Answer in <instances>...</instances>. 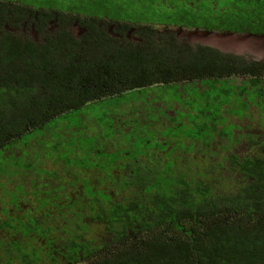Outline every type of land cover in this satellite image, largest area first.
Masks as SVG:
<instances>
[{
  "label": "flooded vegetation",
  "instance_id": "1",
  "mask_svg": "<svg viewBox=\"0 0 264 264\" xmlns=\"http://www.w3.org/2000/svg\"><path fill=\"white\" fill-rule=\"evenodd\" d=\"M98 1L100 2L98 5L104 8L103 13L76 11L71 7L68 9L52 8L49 4H42L40 0H0V56L1 60H4L0 65V106L2 116L6 115L5 119H9L1 126L6 128L1 148L9 145L10 141L15 142L22 137L23 133L18 134L14 131V123L11 119L17 120L18 118L25 128L37 125L45 127L48 126L46 124L61 118L66 112L80 111L82 114L84 113L75 107L65 111L60 108L46 110L44 105L33 104L35 93H44L46 90L45 88L36 89L32 87L33 81H26L33 77L32 73L30 77H25L29 73V69H38V64L42 61L37 56H33L34 53L42 56L50 55L48 60L52 65V54L57 55L62 50L64 54L72 53L70 48L84 50L94 48L96 56L101 61L108 55L112 58L116 55L119 57L118 62L122 64L132 58L138 59L135 57L136 55H142V59L149 63V56L154 54L155 46L160 47L167 42L170 47L177 44L190 49L184 53L186 62L196 65L199 73L197 77L193 76L194 78L191 79L187 77L186 80H181L176 84L175 91L178 92V100L170 101L168 104L172 105L168 109L167 105L163 104L165 110H159L163 105L153 102L152 95L146 115L151 113L154 118L149 121L150 126L147 128L149 134L145 136L146 144L144 147L141 144L139 148H135L132 151L135 156L129 157L127 161L125 160L127 155L117 154L116 157L117 151L124 152L125 144L115 147L112 144L108 145L107 142L103 146L94 142L90 144V148L86 147L85 150L81 148L78 151L82 144L73 142L72 146L75 149L72 153L67 152L62 146L59 150L54 149L53 152L50 150L43 154L44 162L39 165L43 172L34 173L45 181L48 178V186L39 188L28 173L25 174L26 176L19 175L20 181L30 179L24 183L16 181L18 187L16 188L17 197L14 207L16 204L19 206L13 208L12 212L22 222L27 215L31 223L21 233L12 232L10 236L15 243L17 240L19 241L20 250L15 255L35 257L33 264H84L86 251L102 253L109 244L107 241L111 239L119 241L117 233L113 231L117 225L110 223L111 220L107 213L104 212L102 216L98 214V204L101 200L95 197L96 195L90 198L88 194L83 193L80 182V178L85 179L91 190L97 189L100 185L106 186L107 183L100 184L103 182L101 180L103 166L101 167V165L105 162L104 169H107L111 164L112 174L116 178L114 187L110 191L111 194L125 196L114 193L113 189L116 186L121 188V185H135L136 190L127 197H137L136 194L139 195L145 191L148 176H154L161 170H167L169 163L178 168L176 165L178 161L186 162L187 154L184 155L186 151H192L191 157H195V152L199 154L204 160L200 162H203V168L208 172L218 169V165L224 163L229 165L228 169H232V167L237 168L241 165L245 159L246 161L252 159L253 161L257 159L260 162L264 161V108L261 106L264 105V96H261V92L264 91V58L256 59L250 55L235 56L232 54V56L226 57H221V55L212 57L205 54L207 48H215L201 42L191 43L187 41L184 34L189 29L219 31L215 29L218 27L211 23H208L207 26H198L193 22H190L191 24L182 22V18H178L185 17V13L181 9L177 10L178 19H175V24H172V22H153L146 19L145 14L151 10L139 11L142 8L143 0ZM201 1L203 0H180L182 4L189 5L193 10L200 8ZM211 4L214 13L218 15L216 17L224 19L223 17L228 16V11L224 13L226 8L218 7L217 3L212 0ZM172 7L170 5V8ZM135 12L138 13L134 16ZM237 31L243 33L242 31L246 30L241 28ZM14 41L17 43L15 46L24 53L25 58L20 55L19 51L7 49L8 43L13 44ZM29 48L33 50L28 51ZM215 50L218 51V49ZM215 62H218L217 65L223 64V66H215ZM44 64L45 61L41 67ZM50 67L53 68V66ZM213 70L215 72H212ZM14 71L20 74H14ZM22 80H25L23 83L29 84L31 88H16L15 86ZM156 86L153 85V87ZM214 86L223 87L219 93L223 98H226V103L216 104L212 110L203 108L194 111L189 108L191 103L189 98L201 99L204 105H208L210 90H213ZM129 90L120 92L107 90L101 93L97 100L86 102L85 106H88V110L91 112L95 102L96 105H103L108 98L119 97ZM188 91H193L195 96L191 97ZM148 94L151 92H147L143 98ZM214 101L219 103L220 100L214 98ZM119 108L116 106L117 110ZM111 110L112 108L108 109L109 112ZM36 111L42 113L46 111L49 116L45 115L40 118L39 123H35ZM56 111L60 112L56 113ZM136 115L137 113L135 114L137 118ZM94 118L96 119L95 116ZM94 118L92 117L93 121L98 123V120L96 119V121ZM60 120H57L56 127L59 132H64L63 136L67 129L75 130L76 126H80V123L70 124V120L66 118L63 119L65 121L63 127ZM158 120L162 125L171 126L170 128L173 129L170 130L185 127L195 131L196 125H201V138L180 135V141L186 147L185 150L178 144L175 135L171 134V136L165 137L160 132L163 127H157ZM93 121L90 119L86 124L99 131L101 125L96 128ZM128 122L131 124L132 121ZM128 122L123 121L121 126L123 127ZM111 123L115 124V120L113 119ZM142 125L145 124L142 122L141 127ZM53 141L58 142L56 146H60L61 142L57 137H54ZM198 143L200 147L197 149ZM37 144V142H32L29 147H25V150L29 151V148H33ZM107 148L113 149L105 153ZM137 149L143 151L139 154ZM90 150L95 152H90ZM82 153L90 154L92 157L97 156L93 160L100 170L95 167L91 168V171L81 169L80 172V168L71 164L72 162L65 163L70 159L76 161V157L82 158ZM111 153L114 154L113 158H111ZM102 155L105 159H100ZM24 160L27 161V157H24ZM57 164L63 166L64 171H68L69 174L77 178L79 188L75 187L73 180L61 177L59 173L61 169L59 172L56 171ZM92 172L97 175L91 174ZM20 173L22 172H18V174ZM88 174V178L83 177ZM136 183L142 184V186ZM36 191H45V193L51 191V198L55 204L51 207L37 209L45 197V193L39 192L40 195L36 194L40 196L39 199L33 200V194ZM100 206V210L106 209L101 203ZM97 215L103 217L102 220H97ZM161 237L160 232L157 231L134 235V239L141 244V249L154 248ZM11 240H9V244ZM16 258L21 261L19 257ZM93 264H98V262L95 261Z\"/></svg>",
  "mask_w": 264,
  "mask_h": 264
},
{
  "label": "trees",
  "instance_id": "2",
  "mask_svg": "<svg viewBox=\"0 0 264 264\" xmlns=\"http://www.w3.org/2000/svg\"><path fill=\"white\" fill-rule=\"evenodd\" d=\"M225 11H228V16L237 20V30L254 28L262 30L258 32H264V0H232L231 6L224 9V13ZM15 45H17L16 41L13 44L8 43L7 49L19 51L20 55L25 58L22 50ZM32 50V48L28 49V51ZM186 50L190 49L177 44L170 47L166 42L160 47L155 46L154 54L149 56V63L142 59V55H136L138 59L132 58L122 64L118 62L119 57L116 55L114 58L108 55L102 61L99 60L94 48L85 50L70 48L72 53L64 54L62 50L57 55L52 54L53 65L48 60L50 55L33 54L42 61L38 64V69H29L25 77H30L32 73L33 77L26 81H33L32 87L36 89H46L44 93H35L33 103L44 105L46 110L60 108L65 111L71 107L82 110L86 102L97 100L101 93L107 90L110 92L130 90L119 96L120 98L127 97L124 103H118V96H115L105 100L103 105H96V102L92 105L91 116L93 118L97 115L102 117L98 121L94 119L99 125H106L103 139L100 136L101 128L93 136H87L85 134L87 131H84L86 127L80 125L76 126L75 130H71V134L65 133L70 139L65 141L64 132H59L56 127L58 121L67 118L77 125L74 121L75 113L66 112L61 118H57L58 121L55 119V122L48 123L45 127L37 125L25 128L18 118L17 120L10 118L14 123V131L23 134L17 141H10L9 145L1 148L5 138L3 133L6 132V128L1 126L9 119H5L6 115L2 116L0 106L1 264H33L35 259L28 255H25L26 257L16 256V252L20 250L19 241L15 243L10 236L12 232L21 233L23 227L31 223L27 215L22 222L12 212L13 208L19 206L16 204L14 207L17 182L24 183L30 179L20 181L19 175L26 176L25 174L28 173L39 188L49 185L48 178L45 181L34 173L42 171L39 165L43 161L25 150V147H29L32 142H37L46 145L48 152L50 150L53 152L54 149L59 150L63 146L62 148H65L67 152L72 153L75 149L72 146L73 142L82 144L89 137L90 140L86 143L89 148L94 142L104 144L109 141L112 144L113 134L122 130L121 142L126 145L122 154L134 157L135 154H132V151L139 148L141 144L144 147L146 137L133 138L132 135H126L129 130L142 128L139 120H132L137 119L135 117L137 110L131 106L138 103L140 99L142 100L147 91L153 88H160V91L153 93L152 98L157 105L166 104L168 109L172 105L168 104L170 101L178 100V92L175 91L176 84L181 80H186L187 77L188 79L197 77L199 73L196 65L187 64L186 54H184ZM205 54L212 57L232 56L210 48L205 50ZM1 61L4 62L0 56V65ZM44 61L45 64L41 67ZM217 64L218 62H215L214 65L223 66V64ZM13 73L20 74L15 71ZM24 81L22 80L15 87L18 89L31 88L29 84L23 83ZM153 85L157 86L153 87ZM222 89V86H214L213 90ZM165 90L171 91L170 96L163 95L162 92ZM261 96H264V91L261 92ZM110 104L112 105L107 106ZM164 105L160 106L162 109H158L165 110ZM116 106L131 108L124 112L117 110ZM261 106L264 108V105ZM109 108H112L110 112ZM58 112L60 111H56ZM117 112L126 120H132L131 124L125 123L123 127L112 124L113 115ZM46 113V111L43 113L36 111L34 122L39 123L40 118L47 115ZM159 120L156 122L157 127H159ZM117 124L120 125L119 122ZM170 129L169 136L175 135L178 144L185 150L186 147L182 145L180 135L201 138L202 134L201 125H196L195 131L185 127ZM96 130L94 129L95 132ZM186 131L188 132L185 134ZM54 137L61 142L60 146H56L58 142L53 141ZM199 147L198 143L197 149ZM80 149L79 146L78 151ZM90 152L95 151L90 150ZM181 152L183 158V151ZM191 153L192 151L185 152L186 162L178 161L176 163L178 168L169 163L167 170H161L154 176H148L145 191L139 195L136 194L137 197L112 195L110 191L116 181L112 174L113 167L108 164L109 166L106 165L108 168L104 169L106 162L101 165L103 166L101 180L107 185H100L95 190L89 189L91 194L88 195L90 198L96 195L95 197L101 200L103 207H106L100 210L99 203L98 214L102 216L104 212L107 213L111 220L110 223L117 225L113 231L117 233L119 241L118 239L107 241L109 244L102 253L86 251L84 264H93L95 261L98 264H264V161L260 162L258 159L246 161L245 159L241 165L237 168L232 167V169H228L229 165L224 163L218 165V169L208 172L203 168V162H200L204 161L203 158L200 160L196 152L195 157H191ZM24 157L28 160L25 161ZM75 160L70 159L65 163L72 162L71 164L80 168V172L81 169L91 171V168L95 167L100 170L90 154H87L85 158L76 157ZM18 172L22 173L18 174ZM137 185L142 186V184ZM36 194L40 195L36 191L33 194V200L39 199L40 196ZM51 194V191L45 193L37 209L51 207L55 204ZM102 218L99 215L96 217L97 220H102ZM155 231L160 232L162 236L159 242L154 245V248L141 249V244L134 239V235ZM9 240H11L10 244ZM16 257H19L21 261H18Z\"/></svg>",
  "mask_w": 264,
  "mask_h": 264
},
{
  "label": "rangeland",
  "instance_id": "3",
  "mask_svg": "<svg viewBox=\"0 0 264 264\" xmlns=\"http://www.w3.org/2000/svg\"><path fill=\"white\" fill-rule=\"evenodd\" d=\"M121 1V0H118ZM212 1H216L217 6L221 7V8H228L231 6L232 4V0H212ZM40 2L42 4H49L50 7L52 8H57V9H68V8H74L76 9V11H88L90 13H103L104 12V8L100 5H98L100 2L98 0H40ZM98 5V6H97ZM170 5H172L173 7L170 8ZM200 8H198V10H193V8L189 7V5H184L182 4V2H180V0H143L142 3V8L139 11H147V10H151L149 12H147L146 15V19L153 21V22H163V23H171L175 24V19H178V14H177V10L181 9L184 11L185 13V17L182 18V22H189L188 24H191L190 22H193L195 25H204L207 26L208 23H211L215 26H217L218 28H215L219 31H237L236 28V19L232 16H227V17H223L224 19H221L219 17H216L218 15H216L213 11V9L211 8V0L210 1H201L200 2ZM138 12H135L134 16L137 14ZM111 14V12H110ZM215 14V15H213ZM178 17V18H177ZM162 19V21H161ZM258 31H262V30H255L254 28H248L246 31H242V32H251V33H258ZM240 32V31H237ZM155 91H160V88H153L152 90H148L147 92H151V94L146 95L145 98H143V100H139L138 103H136L134 106L131 107H135V109L137 110V119L139 118V122H142L145 125H142L143 128H139V130L136 129H132L129 130V133L126 134L127 136H133V138H138V137H144L146 135H148V130L147 128H149L150 126V120H153L154 116L151 115V113L147 116L146 113L148 111V107H149V102L152 98L153 93H155ZM164 96L168 97L170 96L171 91L170 90H165L164 92H162ZM188 93H190V96H195L193 91H188ZM210 95L208 98L209 104L208 105H204L203 101L201 99H195V98H189V102L190 106L189 108L193 109L194 111H199L203 108H206L208 110H212L214 108V106L216 104H221V103H226V98H223V96H221V94L219 93V90H210ZM214 98H218L220 101L219 103H216L214 101ZM127 101V97L124 98H120L117 97V102L118 103H124ZM123 106V104H122ZM87 106H83L82 111H84V113L82 114L80 111L75 113L74 116V121H76L77 123H80V125H84L86 128L84 129V131H87V133H85L87 136H93L98 130H96V132L94 131V129H90L91 126H88L86 123L88 122V120H92V116L90 113V110L86 109ZM120 107V106H119ZM131 107H120L119 110L120 111H127L128 109H130ZM133 117V116H132ZM102 117H99L98 115L96 116L97 120H100ZM113 118L115 120V124L117 126H121L123 124V121L128 122L123 115L119 114L118 112L115 113V115H113ZM135 118H133L132 120H137ZM131 120V121H132ZM62 126H65V121L63 119L60 120ZM147 121V122H146ZM120 123V125H118L117 123ZM70 124H73V121H70ZM93 125L96 128H99V124L93 121ZM160 127H163V130H160L161 133L164 134L165 137H169V129L170 126L167 125H162L161 123L158 124ZM101 130H100V136L103 138L104 134H105V129H106V125H101ZM70 129L66 130V133L70 132ZM124 132H126L127 130H123ZM153 132V131H152ZM188 131L185 132V134ZM65 136V141H69V137L67 134L64 135ZM113 142L112 145L113 146H118L120 144H124V142H121L123 137V132L122 130H118V133L113 134ZM89 137H87V140L84 141L81 145V148L83 150H85L86 143L89 142ZM107 144H111L109 141H106ZM103 146V144H102ZM105 149V147H104ZM113 148L109 149L107 148L105 150V153H108L112 150ZM29 151L31 153H33L34 156H36L37 158H39L41 161H43L42 156L44 153L48 152L47 146L44 144H37L36 146H34L33 148H29ZM137 151L139 152V154L143 151V150H139L137 149ZM117 154H122V150H119L116 152V157ZM86 153H82V158L86 157ZM198 157L201 160V157L199 154H197ZM143 156H145L143 154ZM114 157V154L111 153V158ZM115 157V158H116ZM93 158H97V156H93ZM18 159V158H17ZM100 159H105L103 157V155L100 157ZM127 159H129V156L125 158V160L127 161ZM44 162V161H43ZM103 165V164H102ZM79 166H82L81 164H79ZM135 167V166H133ZM61 169V171L59 172V170ZM56 171L60 173L62 178L65 179H70L74 181V185L76 188H79L80 185L78 184V180L74 175L69 174L68 171H64L63 170V166H61L60 164H57V168ZM91 174L93 175H97V173L92 172ZM216 174V173H215ZM84 178H88V175H84ZM80 182L82 183V191L83 193L86 194H91L90 190H89V186L86 182L85 179L80 178ZM103 182H100V184ZM136 190L135 185H121V188L119 186H116L115 189H113L114 193H117L118 195H125V196H129L131 194L134 193V191ZM41 193H45V191H39ZM28 225V224H27ZM62 225H64V223H62ZM23 229H25V227H23ZM18 235V234H17ZM18 237V236H17Z\"/></svg>",
  "mask_w": 264,
  "mask_h": 264
},
{
  "label": "water",
  "instance_id": "4",
  "mask_svg": "<svg viewBox=\"0 0 264 264\" xmlns=\"http://www.w3.org/2000/svg\"><path fill=\"white\" fill-rule=\"evenodd\" d=\"M184 35L191 43L201 42L224 53L235 56L250 55L256 59L264 58V33L189 29Z\"/></svg>",
  "mask_w": 264,
  "mask_h": 264
}]
</instances>
